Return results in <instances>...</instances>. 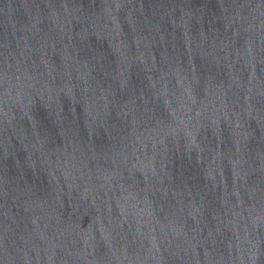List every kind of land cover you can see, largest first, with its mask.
Returning a JSON list of instances; mask_svg holds the SVG:
<instances>
[{
  "label": "water",
  "instance_id": "95a60500",
  "mask_svg": "<svg viewBox=\"0 0 264 264\" xmlns=\"http://www.w3.org/2000/svg\"><path fill=\"white\" fill-rule=\"evenodd\" d=\"M0 264H264V0H0Z\"/></svg>",
  "mask_w": 264,
  "mask_h": 264
}]
</instances>
